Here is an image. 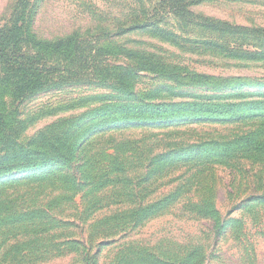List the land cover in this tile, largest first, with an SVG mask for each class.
<instances>
[{
  "label": "rangeland",
  "instance_id": "obj_1",
  "mask_svg": "<svg viewBox=\"0 0 264 264\" xmlns=\"http://www.w3.org/2000/svg\"><path fill=\"white\" fill-rule=\"evenodd\" d=\"M18 1L0 0V29L11 26ZM29 2L38 6V39L79 33L98 46L126 49L135 56H112L107 64L134 72L127 90L58 87L19 106L25 127L16 151L53 133L62 134L61 154L76 153L71 164L0 176V264H87V255L98 264H264V157L236 144L241 138L264 141V61L228 56L242 47L264 52V41L164 15L152 19L167 23L161 32H120L131 27L130 16L157 0ZM191 11L264 29V0H199ZM105 33L110 36L93 39ZM144 55L176 71L162 76L147 70ZM169 72L179 77H166ZM193 74L228 84L204 86L182 77ZM5 102L12 107L11 99ZM144 103H232L242 109L229 121L214 122L196 121L198 109L175 112L174 122H180L173 124L147 123L143 114L114 115L112 106ZM163 201L159 212L141 216Z\"/></svg>",
  "mask_w": 264,
  "mask_h": 264
},
{
  "label": "trees",
  "instance_id": "obj_2",
  "mask_svg": "<svg viewBox=\"0 0 264 264\" xmlns=\"http://www.w3.org/2000/svg\"><path fill=\"white\" fill-rule=\"evenodd\" d=\"M30 0H19L14 6L11 26L0 29V150L12 154L0 155V176H6L19 168H40L51 165L71 164L76 151L71 158L59 152L60 135L46 134L34 139L29 148L21 147L16 151L19 137L24 131L25 124L20 119L19 106L35 98L43 92L52 91L55 88L66 86L92 85L115 87L118 90H127L128 82L133 75V70L123 67H112L107 64L112 56H125L133 58L134 53L116 47L114 45L98 46L95 42L84 38L79 33H73L65 38L55 41H43L38 39L35 33V23L38 15V6L30 5ZM199 0H157L148 8H143L139 15L132 18L131 27L122 29L120 32L131 30H148L161 32L162 26L167 23L159 20V15L166 19L174 18L194 27L207 29L213 33L226 34L228 36H245L257 41H264V29L232 26L227 23L205 19L195 15L191 7ZM165 21V20H164ZM110 34H98L93 39L100 40L108 38ZM26 46V47H25ZM231 58L240 60H252L254 62L264 61V52H251L243 50H230ZM146 61L149 66L147 70L164 75L168 69H174L165 65L160 58L144 55L140 61ZM140 64V63H139ZM171 79L179 76L171 72L166 74ZM192 84L223 86L226 80H216L207 75H185ZM6 98L11 99V106L7 107ZM15 104H18L15 106ZM115 114L121 115H145L144 121L153 123L155 119L159 122L166 121L169 124L179 123L176 121L175 112L182 113L198 109L202 111L201 117L196 121H229L231 116L241 112L242 106L232 103L199 104L195 103L185 108L158 104L123 105L112 106ZM111 113V112H110ZM112 114V113H111ZM119 120V119H118ZM191 121L190 118L186 119ZM145 125H148L145 123ZM62 137V136H61ZM61 139V138H60ZM236 144L248 147L249 152L256 157H264V141H255L250 138H241ZM217 149L221 147L212 144ZM219 149V150H220ZM201 151H206L204 148ZM186 156L189 150H186ZM167 202H159L145 209L141 215L146 218L150 212H159ZM217 230V240L223 235L224 229ZM87 264H98L97 260L87 255Z\"/></svg>",
  "mask_w": 264,
  "mask_h": 264
}]
</instances>
